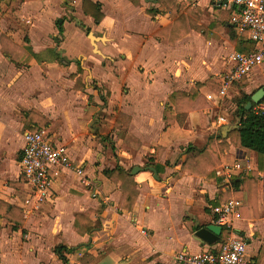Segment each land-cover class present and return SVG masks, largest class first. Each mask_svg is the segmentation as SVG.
<instances>
[{
    "label": "crops",
    "instance_id": "0c3cea01",
    "mask_svg": "<svg viewBox=\"0 0 264 264\" xmlns=\"http://www.w3.org/2000/svg\"><path fill=\"white\" fill-rule=\"evenodd\" d=\"M10 1L1 0V7L4 9ZM82 1L16 0L12 11H0V35L7 33L18 43L28 37L34 51L25 64H16L4 56L0 44V200L21 208L25 216L24 223L16 224L4 212L0 213V264H81L85 252L95 256L105 253L97 264H131L135 259L145 261L144 264H170L180 250L196 252L213 248L219 239L208 243L198 239L195 231L216 223L212 206L218 200L241 196V206L246 204L245 193H234L232 179L243 170L257 168V152L247 153L234 145L222 152L217 170L236 161L244 166L241 172L230 176L217 173L207 179L181 166L188 156V145L202 148L210 135L223 131L224 124L220 125L215 115L222 110L226 99L237 108L238 97L243 93L253 94L264 85V62L245 76L247 83L241 88L235 86L241 79L234 81L227 87V95L219 97L218 91L233 63L226 59L222 64H214L212 60H219L222 51L231 54L243 48L247 43L242 37L248 38L247 33L241 34L231 22L232 8L216 0H92L101 3L104 13L103 19L96 22L93 16L84 13ZM32 13L34 21L29 26L27 23L32 20L28 14ZM179 13L184 15L183 28L187 26L182 37L170 44L167 38L156 36ZM63 16H66L64 32L57 43L56 19ZM190 18L202 30L192 27ZM89 33L97 38L92 40ZM79 61L84 68L82 90L74 88L75 80L69 77L78 71ZM32 68H40L41 73L45 70L66 74V85L73 99L79 92L91 90L94 100H103L104 91L110 90L103 108L109 110L111 121H104L118 134L116 144L120 145L121 154L138 150V157L145 161V149L152 145L149 155L152 162L147 159L146 166L143 162L141 166L135 165L141 169L134 175L139 193L132 210L119 207L120 182L111 180L103 170L120 165L131 173L135 166L127 167L122 160L116 162V158L108 166L100 163L94 168L96 148L93 147L97 140L90 141L91 146L82 143L81 135L73 137L72 130L85 125L74 116L94 114L101 101L92 104L83 95L81 103L87 102V109L74 106L70 109V119H66L65 113L55 117L59 110L55 103L31 95L27 84ZM208 79L218 86L200 89L206 96L214 95L208 99L210 107L203 111L206 124H202L200 113L195 110L188 114L183 125H167L163 110L169 95L178 89L193 91L198 81ZM58 83L54 79V84ZM128 85L127 90L123 89ZM56 96L59 100L64 98L61 94ZM15 104H20L21 109L14 107ZM33 107L52 121L60 122L51 131L56 134L53 138L68 145L72 160L84 165L91 185L75 172L64 170L52 182V199L26 213L25 208L32 205L26 204L30 189L19 165L23 132L27 129L20 113ZM119 111L131 115L129 129L140 140L138 149L126 144L119 129L114 127ZM159 147H163L160 156ZM154 163L160 166V172L156 169L158 175L150 169L155 167ZM93 186L97 189L96 196L92 195ZM228 191L232 194L223 198ZM258 191L260 216L255 217L251 209L250 218L235 214L232 219L235 231L248 239L249 254L264 264L261 181ZM89 209H93L91 217L97 226L90 233L80 235L73 229L75 213ZM60 244L74 248L64 253L65 262L55 252Z\"/></svg>",
    "mask_w": 264,
    "mask_h": 264
},
{
    "label": "trees",
    "instance_id": "16d2710c",
    "mask_svg": "<svg viewBox=\"0 0 264 264\" xmlns=\"http://www.w3.org/2000/svg\"><path fill=\"white\" fill-rule=\"evenodd\" d=\"M135 2L136 0H132ZM16 0H11L9 4L5 6V10L12 11L15 6ZM1 4V0H0ZM0 5V11L4 10ZM82 9L85 14L94 17L96 22H100L104 13L101 9L100 2H94L92 0H83ZM66 16L56 19V25L59 29V35L55 37L57 43L60 42L61 36L64 32V21ZM184 15L179 13L178 17L169 25L162 27L156 36L164 37L169 40L170 44H174L178 39L182 37L184 32L187 31V26L183 28ZM191 25L199 30H202L200 26L196 25V20L190 18ZM247 31L244 32V34ZM246 37V35H245ZM244 39L245 46L239 47V50H248L253 47V43L246 37ZM1 50L4 56L8 57L16 64H25L33 55L34 51L30 45V40L25 37L22 43L16 42L10 35L2 32L0 35ZM84 68L80 61L78 62V71L71 73L69 77L75 80L74 88L82 90L85 88L83 81ZM247 83L245 76L241 80L235 83L236 87L241 88ZM204 86L215 88L218 86L213 79L206 81H198L193 91L175 90L168 98V102L164 105L163 121L167 125L179 124L183 125L188 114L191 111H199L202 124H206V115L203 112L204 109L210 107L207 96L200 91ZM263 86V85H262ZM261 86V87H262ZM97 88V87H96ZM252 94L243 93L241 97L236 99V116L237 121H233V124H229L227 134L224 135L223 131H219L217 135H210L207 138L206 144L202 148H198L194 145H188V156L183 161L181 168L194 175L204 176L207 179L214 178L217 175V167L221 164L220 154L229 149L231 145L245 150L247 153L252 150L257 152L258 164L256 169H249L239 173L236 177H233L232 182L234 184L235 194H246V204L239 207L240 217L250 218L251 209L255 217H259V182H262L261 198L264 205V98L260 103H254L251 109L246 108V104L251 101ZM22 116L24 126L27 129L36 130L40 128H47L49 133L55 127V122L49 117L43 114L39 109L33 107L31 109H23L20 113ZM131 115L124 111H119L115 121L114 127L119 129V134L123 138L124 142L132 148L138 149L140 146V140L130 131L129 125L131 122ZM52 136V134L50 133ZM163 147L158 148V156H160ZM154 166L160 172V166L154 163ZM103 173L108 176L114 182H120L121 198L119 207L121 209L132 210L137 200L139 191L136 188L135 176L126 170L124 167L117 165L113 168H105ZM239 179L237 180V178ZM12 185H20L17 182H10ZM232 193L228 191L223 198H228ZM223 200V199H221ZM220 200L216 202L218 204ZM5 213L6 216L14 221L16 224H22L25 222L24 212L21 208L6 203L0 200V213ZM93 209H89L83 212L75 213V222L73 229L80 235L90 233L97 223L92 219L91 214ZM228 231L223 228V233ZM74 248H68L63 244L56 246V254L65 262L67 260L65 256L66 251H72ZM105 253H100L95 256L91 253L85 252L81 257V264H97ZM145 261L135 259L131 264H144Z\"/></svg>",
    "mask_w": 264,
    "mask_h": 264
},
{
    "label": "built area",
    "instance_id": "2783aa9c",
    "mask_svg": "<svg viewBox=\"0 0 264 264\" xmlns=\"http://www.w3.org/2000/svg\"><path fill=\"white\" fill-rule=\"evenodd\" d=\"M220 5L233 9L231 22L243 34L247 31L248 39L253 47L248 50H234L229 55L233 63L231 70L225 75L224 82L218 91L219 97L227 95V87L248 75L255 67L264 62V0H216ZM213 99L212 93L207 94ZM261 108L264 105L260 106ZM220 125L226 124L227 118L219 116ZM24 146L22 148L19 165L26 185L30 189L26 204L31 202L32 208H25V212L36 209L46 200L53 197L52 182L64 170L75 172L84 183L91 185L86 178L83 164H76L69 152L68 145L56 141L47 128L36 130L26 129L23 132ZM244 166L236 161L231 165H224L217 170L221 175H235ZM92 195H97V189L92 187ZM243 199L240 196L231 197L219 204L213 205L216 214V224H220L228 232L219 238L213 248L196 252L180 250L170 264H259L249 254L248 239L234 229L233 216L239 215V207ZM240 216V215H239Z\"/></svg>",
    "mask_w": 264,
    "mask_h": 264
},
{
    "label": "rangeland",
    "instance_id": "374dc122",
    "mask_svg": "<svg viewBox=\"0 0 264 264\" xmlns=\"http://www.w3.org/2000/svg\"><path fill=\"white\" fill-rule=\"evenodd\" d=\"M19 9H22V7L18 6ZM35 14V13H34ZM33 13L32 14H28V17L31 18L32 22L31 23H27L29 26L32 25L34 18H33ZM228 52V51H227ZM227 52H221V55L219 60H212V62L214 64L217 63H223L226 59H229V54H227ZM192 59V58H191ZM196 59H192V61H196ZM176 64L178 65L177 61ZM183 65V63H182ZM177 67H179L178 69L181 70V66L178 65ZM129 70V68H127V71ZM138 70V67H137ZM29 71L31 72L30 76H29V82L27 84V86H29L30 88V92L31 95H34L32 97H36V98H40L41 100H46V102L50 101L51 103H55V105L57 106V112L55 114L58 117H62L61 115L63 113H65V117L66 119H70L71 118V112L70 109L73 108L74 106L77 107H81V108H85L87 109L89 107V105L86 103H81V99L82 96L85 95L86 96V100L90 102H92V104H95V101H101L99 102L98 108L94 110V114H89L88 116H86L84 113L81 116H74L77 119L80 118L79 120H81V122H84V126L83 127H78L76 129H74L73 132V137H78L79 135L81 138L82 143H90V145L92 146V143L90 141H95V139L97 140L96 144H94L93 149L96 148V150H94V152L96 154L94 157V165L93 167H97L98 165H100V163L102 165H110V163L115 162V159L117 158L116 162L119 160H122L123 163L127 166V167H132L135 165H140L143 162V166H146V164L144 165L145 161L148 159L149 162H152V157H149V155L152 153L150 151V148L152 147V145L148 144L147 149H145V151H147L146 154H144V158L145 161H143L141 158L138 157V150L135 151H128L129 153H124L121 154L122 149L120 148L119 144H116L118 141V134L114 132V130H110L109 126H108V122L104 121H111V116L109 115V110H105L103 107L106 106V104L104 102H108L109 99H107L108 96H110V90L108 92L104 91V99L106 97V99L104 100H99L96 99L94 100L93 98V94L91 93V90H85V91H81L77 94V96L73 99L71 95H69V89L70 87L66 85V74H59L58 71H50V72H46L45 70H41L40 68H32L29 69ZM54 79H56L57 81H59V83L56 85L54 84ZM125 81V80H124ZM130 86H123V89L127 90ZM29 92V93H30ZM57 94H61L62 97H64L63 99L59 100L60 98L56 99V95ZM237 98V97H236ZM235 98V99H236ZM60 103H62V107L59 106ZM19 109H21V105H14V107H17ZM221 109H219V111L217 112V114L215 115V117L218 119L219 116H224L227 118V123L224 125H229V124H233L235 121H237V116H236V106L235 104H232V102L229 99H226L225 102L221 105ZM86 121V122H85ZM234 121V122H233ZM55 123H57L55 126L56 128L60 125L58 123V121H56ZM55 128V129H56ZM53 131V130H51ZM59 131V129H58ZM52 133V132H50ZM52 137H56L55 133H52ZM102 144V146H98V144ZM107 153V156H106ZM97 169V168H96ZM245 171V170H243ZM241 197V196H240ZM225 235V234H224ZM223 235V236H224ZM260 262V260H259Z\"/></svg>",
    "mask_w": 264,
    "mask_h": 264
},
{
    "label": "water",
    "instance_id": "95a60500",
    "mask_svg": "<svg viewBox=\"0 0 264 264\" xmlns=\"http://www.w3.org/2000/svg\"><path fill=\"white\" fill-rule=\"evenodd\" d=\"M89 36L92 40L97 38L92 33H89ZM251 98H252L251 101H249L246 104L247 109H251L254 103H260L262 101V99L264 98V85L260 87L258 90H256L252 94ZM228 129H229L228 125L223 126L222 130H223L224 135L227 134ZM140 169H141L140 166L133 167V169L131 170V174L135 175ZM150 169L155 173V175H158L155 167L151 166ZM221 232H222V226L220 224L211 223V224L205 225L197 229L195 231V236L198 239L204 240L208 243H214L220 238Z\"/></svg>",
    "mask_w": 264,
    "mask_h": 264
}]
</instances>
